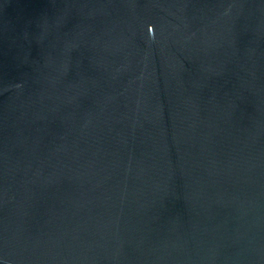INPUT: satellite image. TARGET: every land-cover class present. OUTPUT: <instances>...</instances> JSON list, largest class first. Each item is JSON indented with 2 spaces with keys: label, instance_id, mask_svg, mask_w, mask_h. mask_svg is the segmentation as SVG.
Wrapping results in <instances>:
<instances>
[{
  "label": "water",
  "instance_id": "95a60500",
  "mask_svg": "<svg viewBox=\"0 0 264 264\" xmlns=\"http://www.w3.org/2000/svg\"><path fill=\"white\" fill-rule=\"evenodd\" d=\"M0 264H264V0H0Z\"/></svg>",
  "mask_w": 264,
  "mask_h": 264
}]
</instances>
